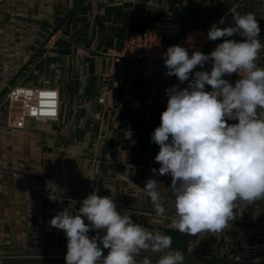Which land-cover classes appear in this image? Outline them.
Here are the masks:
<instances>
[{"label":"crops","instance_id":"1","mask_svg":"<svg viewBox=\"0 0 264 264\" xmlns=\"http://www.w3.org/2000/svg\"><path fill=\"white\" fill-rule=\"evenodd\" d=\"M249 12L264 44L260 0H0V101L17 86L47 84L60 93L55 120L19 119L0 107V264H65L67 238L49 221L62 211L75 215L96 188L147 230L174 228L172 178L158 175L159 146L151 140L167 105L132 79L126 65L114 72L108 52L144 30L170 43L194 27L234 26L237 13ZM52 30L59 38L49 44ZM222 42L210 41L206 53ZM79 46L90 56H76ZM256 60L264 64V48ZM203 70H211L210 61ZM149 178L161 182L162 217L143 190ZM233 211L222 232L191 236L181 252L184 264H264V200H238ZM165 254L141 250L136 264L145 257L157 264Z\"/></svg>","mask_w":264,"mask_h":264},{"label":"clouds","instance_id":"2","mask_svg":"<svg viewBox=\"0 0 264 264\" xmlns=\"http://www.w3.org/2000/svg\"><path fill=\"white\" fill-rule=\"evenodd\" d=\"M233 20L234 26L214 24L209 29V40L223 42L208 54L193 51L190 56L180 45L162 53L166 75L176 76L180 84L187 82V87L166 89L167 107L151 140L159 146L158 175L172 178V225L190 236L222 232L234 219L238 200H264V113L257 111L264 109V68L256 64L264 44L253 13H237ZM238 34L242 40L230 39ZM209 61L210 71H195ZM234 73L240 78L233 85L224 77ZM151 171L157 173L155 168ZM160 186L149 178L143 190L162 217L166 209ZM98 192L96 188L83 199L75 215L62 211L49 221L67 238L65 264H136L135 256L149 248L166 253L157 264H184L181 252L172 248L171 235L147 230L131 215L117 211L112 197ZM90 231L96 235L90 237ZM103 249H108L106 256ZM143 264L152 262L145 257Z\"/></svg>","mask_w":264,"mask_h":264},{"label":"built area","instance_id":"3","mask_svg":"<svg viewBox=\"0 0 264 264\" xmlns=\"http://www.w3.org/2000/svg\"><path fill=\"white\" fill-rule=\"evenodd\" d=\"M264 1V0H262ZM208 30L201 28H191L184 36L174 42L166 43L162 37L153 30H144L134 34L127 40L120 49L109 51L108 54L113 59L112 69L114 72L126 65L130 77L139 78L147 87L151 97H166L164 104L167 105L166 89L176 85L178 79L176 76H167V68L164 63L162 53L173 45L185 47L191 56L193 51H201L205 54L210 44L207 38ZM59 34L52 30L48 42L54 43ZM75 54L82 58L91 54V51L83 46L75 49ZM208 64L205 63L203 69ZM260 68L264 64L256 60ZM199 66L197 71L203 70ZM235 77L240 78L237 74ZM54 92V97L43 96L42 93ZM0 107L7 106L8 110L17 111L19 119L34 118L36 120H55L60 113V93L56 88H51L47 84L41 87L37 86H17L10 89L6 96L0 101ZM258 113H264V109H258ZM54 112V115L47 113Z\"/></svg>","mask_w":264,"mask_h":264},{"label":"water","instance_id":"4","mask_svg":"<svg viewBox=\"0 0 264 264\" xmlns=\"http://www.w3.org/2000/svg\"><path fill=\"white\" fill-rule=\"evenodd\" d=\"M164 234L171 235L173 238L172 248L180 252H186L188 250V245L191 240V236L187 234H182L174 228H166ZM102 248L103 246L100 245ZM108 249H103V254L106 256Z\"/></svg>","mask_w":264,"mask_h":264},{"label":"rangeland","instance_id":"5","mask_svg":"<svg viewBox=\"0 0 264 264\" xmlns=\"http://www.w3.org/2000/svg\"><path fill=\"white\" fill-rule=\"evenodd\" d=\"M260 1H262V0H260ZM262 2H264V1H262ZM197 28H198V27H197ZM201 29H203V28H201ZM205 30H206V29H205ZM153 31H154V30H153ZM188 31H189V30H188ZM188 31H187V32H188ZM187 32H186V33H187ZM156 33L159 34L158 32H156ZM186 33H185V34H186ZM185 34H184V35H185ZM159 35L161 36V34H159ZM184 35H183V36H184ZM132 36H133V35H132ZM130 37H131V36H130ZM130 37H129V38H130ZM161 37H162V36H161ZM57 39H58V38H57ZM162 39H163V37H162ZM126 40H127V39H126ZM163 40H164V39H163ZM164 41H165V40H164ZM124 42H125V41H124ZM165 42H166V41H165ZM47 43H49V44H54L55 42H54V43H50V42H48V40H47ZM166 43H169V42H166ZM89 50H90V49H89ZM90 51H91V50H90ZM75 55H76V54H75ZM76 56H77V55H76ZM89 56H90V55H88V56H84V57H82V58H86V57H89ZM79 58H80V57H79ZM119 70H120V69H118L117 71L120 72ZM176 85H178V84L176 83ZM160 97H161V98L164 100V102H165L166 97H163V96H160ZM15 112H17V111H15ZM188 261H189V262L192 261V262L196 263L195 260H190V259H188ZM188 261H187V262H188ZM140 262L143 264V260H141ZM203 263H205V262H203ZM212 263H213V264H218V262H211L210 264H212ZM205 264H208V263H205Z\"/></svg>","mask_w":264,"mask_h":264},{"label":"snow or ice","instance_id":"6","mask_svg":"<svg viewBox=\"0 0 264 264\" xmlns=\"http://www.w3.org/2000/svg\"><path fill=\"white\" fill-rule=\"evenodd\" d=\"M43 96H47V97H54L55 93L54 92H47V93H42ZM48 115H54V112H49L47 113Z\"/></svg>","mask_w":264,"mask_h":264}]
</instances>
